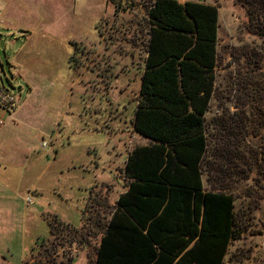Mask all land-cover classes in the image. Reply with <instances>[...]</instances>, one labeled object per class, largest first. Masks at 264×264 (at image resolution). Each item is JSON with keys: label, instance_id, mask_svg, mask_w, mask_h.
Wrapping results in <instances>:
<instances>
[{"label": "rangeland", "instance_id": "rangeland-1", "mask_svg": "<svg viewBox=\"0 0 264 264\" xmlns=\"http://www.w3.org/2000/svg\"><path fill=\"white\" fill-rule=\"evenodd\" d=\"M180 1H203L219 9V59L208 120L228 119L240 127L242 136L248 135L256 153L261 151L264 10L259 5L264 0ZM153 2L0 0L2 77L19 99L0 132V264H48L42 259L47 247H41L48 238L50 246L64 244L58 247V259L69 255L75 264H95L97 238L87 246L71 244L74 234L56 225V235L51 236L50 222L57 217L78 228L83 224L82 232L87 233L86 208L87 218L109 217L128 189V155L149 141L134 128L124 131L111 121L103 125L102 115L109 113L106 99L117 101L120 85L126 88L125 101L131 99L128 118L135 115L147 54V11ZM98 54L107 61L112 58L120 68L128 65L131 72L118 78L112 75L118 73V64L115 72L95 69ZM105 76L110 81H103ZM107 83L113 87L105 88ZM101 126L104 130L97 131ZM112 127L120 129L114 134ZM215 131L221 135L219 128ZM261 169L263 159L249 180H231L236 210L247 228L227 256L236 264L247 263L250 251L258 253L264 231ZM252 189L255 192L249 193Z\"/></svg>", "mask_w": 264, "mask_h": 264}, {"label": "trees", "instance_id": "trees-1", "mask_svg": "<svg viewBox=\"0 0 264 264\" xmlns=\"http://www.w3.org/2000/svg\"><path fill=\"white\" fill-rule=\"evenodd\" d=\"M259 6L264 10V3ZM147 18L134 130L150 143L129 154L128 189L109 217L89 216L87 233L54 217L50 233L63 226L74 234L71 244L86 246L97 238L95 264H224L231 244L247 230L231 180H249L264 161V148L256 153L228 119L207 118L219 59L218 7L154 0ZM60 245L46 250L45 263L73 264L72 258L58 260Z\"/></svg>", "mask_w": 264, "mask_h": 264}, {"label": "flooded vegetation", "instance_id": "flooded-vegetation-1", "mask_svg": "<svg viewBox=\"0 0 264 264\" xmlns=\"http://www.w3.org/2000/svg\"><path fill=\"white\" fill-rule=\"evenodd\" d=\"M117 64L118 62H116V65H115L114 60L112 58L108 59V61L104 58H100L94 61V68L101 72L110 71V70L115 72V68L117 67ZM118 68H119V71H117L118 73L116 72L112 73V75L115 74L116 77L118 78H120V76H123V75H129V73L131 72L128 66H125V68H120V65L118 64ZM98 75H104V74L99 73ZM106 80L110 81L108 80V76H105V78L103 79V81H106ZM112 85H113L112 83H107L105 88L109 89L110 87H113ZM125 89L126 88L122 87V85L116 87L117 91L115 92H117V95H119L118 99L116 98L117 101L112 100V99H106L104 97L101 99L102 101H104L105 99L108 101L107 105L109 107V113L107 117L110 121L117 123V125H120L121 123L133 125V120L132 119L130 120L128 118L129 117L128 110L131 106L130 105L131 99H129V102L125 101L124 99ZM132 101L135 102V99L133 98ZM118 129L120 128L115 129L114 127H112V132L115 134L118 131Z\"/></svg>", "mask_w": 264, "mask_h": 264}, {"label": "built area", "instance_id": "built-area-1", "mask_svg": "<svg viewBox=\"0 0 264 264\" xmlns=\"http://www.w3.org/2000/svg\"><path fill=\"white\" fill-rule=\"evenodd\" d=\"M3 67L0 65V132L5 124V119L8 115H12L19 105V99L15 90L7 87L3 81ZM258 253L253 255L250 251L248 262L245 264H264V231L261 239L257 244ZM227 260V259H226ZM237 260H227L225 264H236ZM240 264V263H239Z\"/></svg>", "mask_w": 264, "mask_h": 264}, {"label": "crops", "instance_id": "crops-1", "mask_svg": "<svg viewBox=\"0 0 264 264\" xmlns=\"http://www.w3.org/2000/svg\"><path fill=\"white\" fill-rule=\"evenodd\" d=\"M103 44V41H101L100 42V45H102ZM98 56H99V58H102V56H104V55H102V54H98ZM107 56V55H106ZM127 57H129V55H126ZM145 61H144V64L142 65V67H141V70H142V75H141V85H142V76H143V73H144V70H145ZM126 66H128V65H126ZM138 72V71H137ZM141 90V89H140ZM139 95H140V93H139ZM94 100H95V98H94ZM138 100H139V96H138ZM138 100L136 101L137 102V104H136V109H137V106H138ZM102 102V100H99L98 101V103H101ZM134 113H136V111H134ZM103 117H106V120L104 121L105 122V124L104 123H102L103 125H107V123L106 122H109L110 120L108 119V117L106 116V115H102V118ZM99 120H100V118L97 120V122L100 124L101 122H99ZM131 120V119H130ZM133 125H130V124H123V123H121L120 125H116V126H118V127H120L121 129H123V128H125V129H123L124 131H128L129 129H131L132 128V130H133V128H134V121H135V115H134V117H133ZM111 126H113L112 124H113V122L111 121ZM107 126H109V125H107ZM96 130L97 131H102V130H104V127L103 126H101V128H96ZM121 131V130H120ZM107 133V132H106ZM140 135V134H139ZM141 136V135H140ZM141 137H143V136H141ZM143 138H145V137H143ZM147 139V138H146ZM149 142H148V144L150 143V140L149 139H147ZM145 145H147V144H145ZM129 156V155H128ZM127 160H128V158H127ZM127 163V162H126ZM126 168V167H125ZM124 174H125V169H124ZM205 183H207L206 181H205ZM123 194V193H122ZM121 194V195H122ZM91 196V195H90ZM90 198V197H89ZM90 210V209H89ZM86 211H88L87 210V208H86ZM87 214V213H86ZM86 214H84V221H86V219L88 220V218L86 217ZM89 217V216H88ZM86 218V219H85ZM61 221V220H60ZM63 222V221H62ZM89 222V221H88ZM84 223V222H83ZM65 224H67V223H65ZM88 224H90V222L88 223ZM68 225H71V224H68ZM72 226V225H71ZM82 226H83V224H82ZM81 226V227H82ZM73 227H75V226H73ZM78 228V227H75V228H78V229H80V230H82L83 229V227L82 228ZM84 228H85V226H84ZM89 229H90V227L87 229V231L86 232H88L89 231ZM51 234V233H50ZM52 236V235H51ZM49 240V238L48 239H45L44 240V242L45 243H43L42 244V246L41 247H43L44 248V246L45 247H47L46 248V250L47 249H51L52 248V245L50 246L49 244L50 243H48L47 241ZM47 242V243H46ZM234 243L235 242H233L231 245L233 246L234 245ZM74 244V243H73ZM230 248H231V246H230ZM45 250V251H46ZM59 250V249H58ZM229 251H230V249H229ZM228 256V255H227ZM57 258H58V253H57ZM67 258H72L73 259V264H75V258L74 257H72V256H67V255H64L63 256V258L61 259V260H63V259H67ZM226 259H227V257H226ZM226 259H225V261H226ZM58 260H60V259H58ZM34 262V261H33ZM32 262V263H33ZM31 263V264H32ZM94 263H95V259H94Z\"/></svg>", "mask_w": 264, "mask_h": 264}]
</instances>
